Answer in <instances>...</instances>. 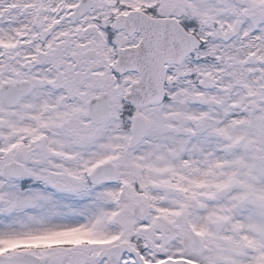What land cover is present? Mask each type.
Here are the masks:
<instances>
[{
  "label": "snow or ice",
  "instance_id": "snow-or-ice-1",
  "mask_svg": "<svg viewBox=\"0 0 264 264\" xmlns=\"http://www.w3.org/2000/svg\"><path fill=\"white\" fill-rule=\"evenodd\" d=\"M0 264H264V0H0Z\"/></svg>",
  "mask_w": 264,
  "mask_h": 264
}]
</instances>
